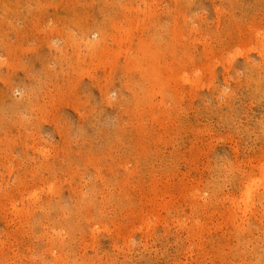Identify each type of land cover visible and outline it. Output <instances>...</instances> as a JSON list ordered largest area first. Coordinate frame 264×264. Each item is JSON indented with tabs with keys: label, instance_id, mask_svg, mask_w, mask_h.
<instances>
[{
	"label": "rangeland",
	"instance_id": "obj_1",
	"mask_svg": "<svg viewBox=\"0 0 264 264\" xmlns=\"http://www.w3.org/2000/svg\"><path fill=\"white\" fill-rule=\"evenodd\" d=\"M0 264H264V0H0Z\"/></svg>",
	"mask_w": 264,
	"mask_h": 264
},
{
	"label": "bare ground",
	"instance_id": "obj_2",
	"mask_svg": "<svg viewBox=\"0 0 264 264\" xmlns=\"http://www.w3.org/2000/svg\"><path fill=\"white\" fill-rule=\"evenodd\" d=\"M121 32V31H120ZM125 32V31H124ZM122 52V51H121ZM143 52V51H142ZM128 53V51L126 52V54ZM44 153V152H43ZM50 185V184H49ZM50 188V187H49ZM253 190V189H252ZM251 191V190H250ZM248 195H249V193H248ZM248 202V201H247Z\"/></svg>",
	"mask_w": 264,
	"mask_h": 264
}]
</instances>
